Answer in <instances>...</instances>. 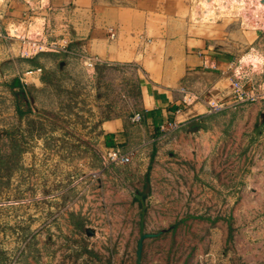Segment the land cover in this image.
Segmentation results:
<instances>
[{
	"label": "rangeland",
	"instance_id": "obj_1",
	"mask_svg": "<svg viewBox=\"0 0 264 264\" xmlns=\"http://www.w3.org/2000/svg\"><path fill=\"white\" fill-rule=\"evenodd\" d=\"M31 3L19 20L7 19L0 3V264L128 263L133 244L114 256L120 228L99 225L107 205L99 189L119 185L117 173L128 175L137 161L143 191L154 155L147 146L137 157V140L110 144L105 124L138 125L131 118L146 84L176 88L185 38L218 39L219 52L235 59L264 53V35L253 40L255 31L228 18L194 21V0H90L63 13L47 11L48 0ZM103 44L118 46L117 57L93 54ZM195 83L183 89L209 97L208 113L183 128L205 138L184 172L171 166L160 175L184 217L171 231L177 239L157 242L140 264H264V100L236 102L226 76L212 94L194 91ZM112 149L130 162L106 161Z\"/></svg>",
	"mask_w": 264,
	"mask_h": 264
},
{
	"label": "crops",
	"instance_id": "obj_2",
	"mask_svg": "<svg viewBox=\"0 0 264 264\" xmlns=\"http://www.w3.org/2000/svg\"><path fill=\"white\" fill-rule=\"evenodd\" d=\"M89 1L48 0L45 9L48 8L47 11H49L50 5H53L54 11L62 10L61 13H63L68 8L67 5L79 2L82 3L80 7H86L83 6V3ZM0 3L1 11L9 20L23 19L29 14L30 8L33 9L31 0H0ZM109 30L113 31L114 29L109 27L106 33ZM245 35L248 38L251 36L247 32ZM258 35L259 33L256 32L250 38L255 40ZM219 46H223V42L218 39L209 40L208 45H206L205 41L200 38H185L180 53L182 76L176 79V88L158 83L146 84L143 87L140 110L143 116L142 121L132 128L127 121L120 120L110 121L104 126L110 144L117 145L137 140L133 145L137 157L145 158L147 146H151V155H154V168L150 175V193L145 198L143 238L140 237L139 231L141 205L135 196L142 192H137V181L145 176V171L137 166V161L129 165L128 175L125 172L117 173L119 185L107 184L99 189L103 194V201L107 204L105 214L99 225L120 228L116 232L115 242L117 245L114 249V256H120L122 252L120 248L123 243L130 242L133 244L128 249L129 262L124 264H140V257L144 261L145 254L152 253L157 242L170 241L173 237L177 239V235L172 234L171 231L184 217L183 203L178 202L179 194L176 191L167 189L165 183L161 182L160 175H170V170H162V168L167 167L169 169L171 166L181 168L179 171L184 172L185 170L182 168L185 164L193 161L194 156L198 155L194 147L200 148V143L205 135L197 128L185 130L183 128L184 122L208 113L207 101H209V97H205L200 102L185 106L181 102V94H179L178 89L188 88L189 86L186 85L196 80V83L191 86L194 91L202 92L212 89L210 94L214 93L213 90L221 79V72H226L234 59L229 54L219 52ZM117 48L118 46H105L103 44L96 46L93 54L103 58L110 57L112 54L117 57ZM212 65L215 66L214 69L209 67ZM165 82L163 81V83ZM132 129L133 131L135 129L137 133L134 134ZM161 129H167V133L162 134L161 138L158 139L154 133H158ZM197 133L199 138L193 137ZM198 163L201 164L200 159ZM101 177L107 178L105 174Z\"/></svg>",
	"mask_w": 264,
	"mask_h": 264
},
{
	"label": "built area",
	"instance_id": "obj_3",
	"mask_svg": "<svg viewBox=\"0 0 264 264\" xmlns=\"http://www.w3.org/2000/svg\"><path fill=\"white\" fill-rule=\"evenodd\" d=\"M216 12L217 15L214 18L217 20L222 18L237 20L243 30L255 31L264 35V0H227L225 8L218 7ZM108 36L110 39H114L115 33L109 30ZM254 53L250 58H247L248 54L235 58L229 69L226 72H221L222 77L226 76L229 79L231 95L236 102L264 100V78H262L264 77V53L258 50H255ZM90 61L100 62L98 58H93ZM209 67L215 68L214 65ZM179 92L181 102L185 106L201 101L203 97L202 94L191 93L183 88ZM142 118V114L137 112L132 116L131 122L140 123ZM130 160L131 155L123 153L119 149H112L106 155V161L115 165H126Z\"/></svg>",
	"mask_w": 264,
	"mask_h": 264
},
{
	"label": "bare ground",
	"instance_id": "obj_4",
	"mask_svg": "<svg viewBox=\"0 0 264 264\" xmlns=\"http://www.w3.org/2000/svg\"><path fill=\"white\" fill-rule=\"evenodd\" d=\"M226 2H227V0H201V1L194 0V4H193L194 10L192 13L194 16L193 20L200 21V18H211V19H213L217 15L216 8H218V7H220V9L225 8ZM18 28H20V27H17V24H14L11 27V32L19 33ZM21 29L22 28H20V30ZM37 30H38V27L31 26L29 32L30 33H37ZM24 31H25V29H24ZM28 35H29V33H28Z\"/></svg>",
	"mask_w": 264,
	"mask_h": 264
},
{
	"label": "water",
	"instance_id": "obj_5",
	"mask_svg": "<svg viewBox=\"0 0 264 264\" xmlns=\"http://www.w3.org/2000/svg\"><path fill=\"white\" fill-rule=\"evenodd\" d=\"M150 193V184L146 181L145 187L143 191L140 194H137L135 197L139 201L141 208L139 212V231H140V237L143 238V222H144V215L146 211V204H145V198Z\"/></svg>",
	"mask_w": 264,
	"mask_h": 264
}]
</instances>
